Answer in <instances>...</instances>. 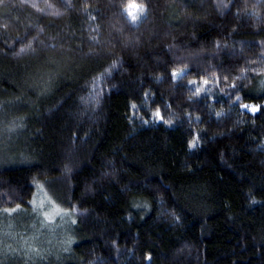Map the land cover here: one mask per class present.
<instances>
[{
  "label": "trees",
  "instance_id": "16d2710c",
  "mask_svg": "<svg viewBox=\"0 0 264 264\" xmlns=\"http://www.w3.org/2000/svg\"><path fill=\"white\" fill-rule=\"evenodd\" d=\"M0 138L7 264H264V0H2Z\"/></svg>",
  "mask_w": 264,
  "mask_h": 264
},
{
  "label": "rangeland",
  "instance_id": "374dc122",
  "mask_svg": "<svg viewBox=\"0 0 264 264\" xmlns=\"http://www.w3.org/2000/svg\"><path fill=\"white\" fill-rule=\"evenodd\" d=\"M133 12H135V9L133 10ZM33 212V211H32ZM31 212V213H32ZM26 215V212L21 210V211H15V215L13 218V222L16 223L17 221L19 222L20 219H25V217L30 216V214ZM14 256H18L19 257V252H12V251H7V249H2L0 251V264H7L9 259H13ZM23 259L24 262V258Z\"/></svg>",
  "mask_w": 264,
  "mask_h": 264
},
{
  "label": "snow or ice",
  "instance_id": "6c2138e0",
  "mask_svg": "<svg viewBox=\"0 0 264 264\" xmlns=\"http://www.w3.org/2000/svg\"><path fill=\"white\" fill-rule=\"evenodd\" d=\"M0 2H2V0H0ZM132 7H138L139 8V11L140 12H143V8L142 7H139V6H137V5H132ZM128 15L131 17V20L133 21V22H136L137 21V19H138V17H137V15H135V14H133L132 12H129L128 13ZM24 51V49H21V52H23ZM175 75V74H174ZM244 107H246V108H249V106H247V105H245ZM250 110L252 111V112H256L257 111V108L256 107H250ZM157 115H159V113H157ZM11 131V130H10ZM5 150V145H4V143L2 142V138H0V152H2V151H4ZM19 208V205L17 206V209ZM17 209H5V211L6 212H15V211H17Z\"/></svg>",
  "mask_w": 264,
  "mask_h": 264
}]
</instances>
